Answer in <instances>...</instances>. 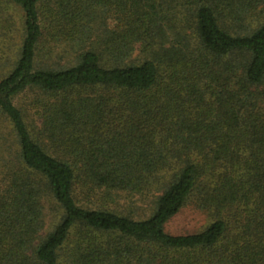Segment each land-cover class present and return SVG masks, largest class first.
<instances>
[{"label": "trees", "instance_id": "obj_1", "mask_svg": "<svg viewBox=\"0 0 264 264\" xmlns=\"http://www.w3.org/2000/svg\"><path fill=\"white\" fill-rule=\"evenodd\" d=\"M0 129V264H264V0H0Z\"/></svg>", "mask_w": 264, "mask_h": 264}, {"label": "rangeland", "instance_id": "obj_2", "mask_svg": "<svg viewBox=\"0 0 264 264\" xmlns=\"http://www.w3.org/2000/svg\"><path fill=\"white\" fill-rule=\"evenodd\" d=\"M8 11L13 14L15 13L16 23L18 24V26L21 25V11H18L17 9L15 11L12 8L9 9ZM9 57L10 60H12L10 62H13V56L9 55ZM30 99L31 97L29 95L28 96L23 95L15 100V105L22 108H24L25 106L28 107ZM114 197H115L114 203L108 201V203H105L107 205L105 204L103 205L107 206L110 209L117 210L119 212H124L125 214H129V215L132 214V216L136 218L143 217L141 215L142 211H138L137 213L134 211V213H132L133 212L132 210H134L132 209L133 207L132 203H134V201L125 198V196H120V197L114 196ZM54 218H55L54 214L53 215L49 214L47 218L48 229L49 227L51 228V226L53 225ZM204 225H205V220H203L201 216L199 217L196 214H192V212L190 211H186L176 220L173 221L171 227L168 230L174 234H188V233L198 232L199 229L202 228Z\"/></svg>", "mask_w": 264, "mask_h": 264}]
</instances>
